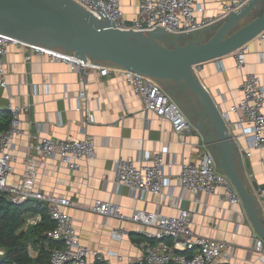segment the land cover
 I'll list each match as a JSON object with an SVG mask.
<instances>
[{
  "label": "crops",
  "instance_id": "0c3cea01",
  "mask_svg": "<svg viewBox=\"0 0 264 264\" xmlns=\"http://www.w3.org/2000/svg\"><path fill=\"white\" fill-rule=\"evenodd\" d=\"M230 1L197 0L205 7L203 14L212 17L218 16L222 4ZM123 6L129 19L137 15L136 0H123ZM220 23L197 33L179 36L178 39L195 38L202 31V38L209 39ZM242 49H245L242 70L237 68V51L207 61L196 70L215 103L221 102L224 110L241 100L245 74L259 76L264 85V42L255 38ZM3 68L8 86L0 85V111L9 110L10 105L31 104L30 111L21 117L23 133L16 140L9 176L11 182L20 180L28 165L35 162L36 188L45 194L64 195L72 200L70 212L81 242L99 250L103 261L107 264H135L143 253L139 243L147 238L138 232L140 226L135 222L94 212L92 206L96 199L120 203L127 214L140 208L176 215L181 208H187L193 215L191 226L195 233L228 242L230 251L221 264H264L254 250L260 237L243 203L231 204L221 197V189L216 194L200 193L197 201L191 191L183 190L178 184L184 164L198 162L205 150L211 151L215 159L220 158L217 134L212 123L207 120L202 128L198 127L200 117L178 84L172 81L173 88L169 95L180 105L193 126L185 143L170 121L144 110L143 101L135 94L131 84L113 70L108 75H101L98 70L76 71L68 64L51 62L44 56H28L17 46H11L3 57ZM81 92H85V96L80 99L82 111H78ZM194 102L198 103L196 99ZM87 117L92 120L85 127ZM230 117L235 120L237 113H230ZM232 131L237 145V169L249 188L260 197L253 182L264 184V145L252 148L241 130L232 128ZM86 132L95 139L96 157L83 162L79 170L69 169L58 159H46L36 149L42 136L82 138ZM165 147V170L170 181L165 194L149 193L146 199L137 200L128 186L116 183V160H138L141 152L154 154ZM259 206L262 207L264 223L263 201ZM121 227H125L129 234L116 235L114 230ZM37 254L35 250L34 256ZM118 256H122V259H118ZM95 261L98 260L91 257L89 264Z\"/></svg>",
  "mask_w": 264,
  "mask_h": 264
},
{
  "label": "built area",
  "instance_id": "2783aa9c",
  "mask_svg": "<svg viewBox=\"0 0 264 264\" xmlns=\"http://www.w3.org/2000/svg\"><path fill=\"white\" fill-rule=\"evenodd\" d=\"M97 18L103 19V12L94 0H74ZM137 15L129 19L123 6V0H98L104 13L109 17L114 28L121 31H134L143 34L164 29L174 36L190 35L208 26L227 19L232 13L240 12L250 0H231L222 4L218 16L203 14L205 7L197 0H136ZM264 42V30L258 35ZM11 46H17L28 56L38 55L48 58L51 62L68 64L73 70H98L101 75H108L111 70L122 75L131 84L135 94L143 101L146 112H154L160 119L171 122L174 131L183 143L193 131V126L180 107L174 101L157 79L134 72L118 65L101 63L77 57L74 52L50 48L41 44L26 41L16 36L0 32V85L8 86L3 68V57L8 54ZM243 48V47H242ZM237 50V68L242 70L245 65V49ZM195 71L198 66L194 65ZM241 100L224 110L221 102L217 108L230 128L241 130L252 148L264 145V85L259 76L245 74L242 82ZM81 92L78 98L77 110L82 111ZM13 115L8 129L0 136V191L6 192L16 204H24L30 199H38L48 204L49 214L54 221L53 228L47 231V236L62 243L61 247L53 249L52 264H89L91 257L103 261L102 253L84 245L70 212L72 200L64 195L45 194L36 188V163L29 164L24 176L17 182H11L10 173L14 160L16 140L23 133L22 115L31 109V104L10 105L8 108ZM230 113H237L232 120ZM85 127L92 118H85ZM38 153L46 159H58L71 170H79L82 163L96 157L95 139L88 134L82 138L56 139L52 136H42L36 147ZM167 147L154 154L141 152L138 160L119 158L115 162L116 183L126 185L137 200L146 199L149 193L165 194L170 186L166 174L165 153ZM178 184L183 190L191 191L195 200L200 193L216 194L219 189L221 197L231 204H242V198L231 179L220 172L215 156L205 150L198 162L184 164ZM263 197L264 191L260 195ZM92 209L97 214L130 220L137 223L139 233L147 240L139 243L143 253L136 259L135 264H221L229 253L230 246L224 240L199 235L192 228V212L181 208L176 215H165L159 211H149L135 208L131 214L124 211L123 205L109 200L96 199ZM42 220L41 214L29 215L27 224H35ZM27 225V226H28ZM116 235H128L125 227L115 229ZM154 240L155 242H151ZM255 252L264 260V240L257 238ZM31 254L35 249L30 245ZM4 254L0 251V256ZM122 259V256H118Z\"/></svg>",
  "mask_w": 264,
  "mask_h": 264
},
{
  "label": "water",
  "instance_id": "95a60500",
  "mask_svg": "<svg viewBox=\"0 0 264 264\" xmlns=\"http://www.w3.org/2000/svg\"><path fill=\"white\" fill-rule=\"evenodd\" d=\"M94 1L103 12V19L74 0H0V32L74 52L85 61L114 64L178 84L200 117L198 127L202 128L207 120L212 123L220 150V158L216 159L219 171L231 179L254 228L264 240L262 207L259 206L263 197H258L240 175L233 132L194 68V65L203 66L207 61L234 53L257 38L264 30V12L254 18L253 12L261 8L263 0H250L240 12L221 21L209 39L202 38V31L188 43L181 44L176 36L172 47L160 43L167 34L164 29L143 34L114 28L98 0ZM245 20L247 23L242 25ZM253 186L259 195L264 191V184L253 182Z\"/></svg>",
  "mask_w": 264,
  "mask_h": 264
},
{
  "label": "trees",
  "instance_id": "16d2710c",
  "mask_svg": "<svg viewBox=\"0 0 264 264\" xmlns=\"http://www.w3.org/2000/svg\"><path fill=\"white\" fill-rule=\"evenodd\" d=\"M263 7L264 0L261 8L253 12V18L262 13ZM246 23L245 20L242 25ZM12 118L10 110L0 111V136L10 126ZM35 213L41 214L42 220L28 225L29 215ZM54 225L46 202L30 199L24 204H16L6 192L0 191V251L4 252L0 264H52L53 249L62 246L60 241L47 236V231ZM30 245L38 251L37 255L31 254ZM93 264L107 263L98 260Z\"/></svg>",
  "mask_w": 264,
  "mask_h": 264
},
{
  "label": "rangeland",
  "instance_id": "374dc122",
  "mask_svg": "<svg viewBox=\"0 0 264 264\" xmlns=\"http://www.w3.org/2000/svg\"><path fill=\"white\" fill-rule=\"evenodd\" d=\"M260 12H264V7L260 10ZM175 36L174 35H171V34H166L162 40L160 41L162 45H165V46H169V47H172L173 46V43L175 41ZM189 42V39H185L184 41L183 40H180V43L181 44H186ZM158 82L163 86V88L168 92L170 93L171 89L173 88L172 85V81H168V80H158Z\"/></svg>",
  "mask_w": 264,
  "mask_h": 264
}]
</instances>
